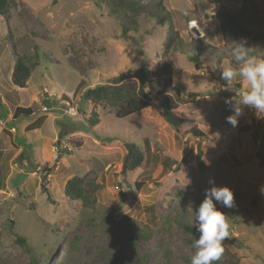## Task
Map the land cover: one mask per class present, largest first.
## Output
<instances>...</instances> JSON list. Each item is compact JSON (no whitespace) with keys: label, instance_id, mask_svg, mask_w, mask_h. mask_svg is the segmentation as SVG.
I'll return each mask as SVG.
<instances>
[{"label":"rangeland","instance_id":"374dc122","mask_svg":"<svg viewBox=\"0 0 264 264\" xmlns=\"http://www.w3.org/2000/svg\"><path fill=\"white\" fill-rule=\"evenodd\" d=\"M12 1L0 14V264H191L196 238L176 220L195 227L194 211L212 187L210 179L234 194L233 207L218 206L230 229L214 264H264V112L241 106L243 115L230 125L224 99L236 96L244 82L237 77L229 87L221 79L225 67L237 70L228 55L239 40L224 37L216 14L222 4L233 8L242 0H164L184 43L202 49L200 68L181 50L165 54V26L143 15L123 36L106 5L95 0ZM244 3L264 11V0ZM33 54L37 64L26 87L12 85L16 57ZM163 59L174 66L183 97L194 93L175 112L192 118L207 140L189 132L176 137L160 114L159 82L147 85L149 106L124 118L81 99L86 87L140 62L154 70ZM9 94L35 112L12 120ZM42 115L34 129L31 123ZM145 140L152 152L122 174L124 143L144 149ZM198 142L202 172L195 160ZM164 158L172 162L169 168ZM73 175L83 189L76 202L63 194ZM15 233L25 236L33 260Z\"/></svg>","mask_w":264,"mask_h":264},{"label":"trees","instance_id":"16d2710c","mask_svg":"<svg viewBox=\"0 0 264 264\" xmlns=\"http://www.w3.org/2000/svg\"><path fill=\"white\" fill-rule=\"evenodd\" d=\"M98 5L102 3L106 5L109 13L117 20V23L122 28V35L127 36L129 30H136L138 25V17L145 16L148 20L156 25L165 26L166 34L163 41V50L165 54H170L172 51L181 50L184 52L188 61L193 63L195 68H200L201 51L199 45H192L188 47L184 43L179 31L175 30L172 25V18L170 12L167 10L164 0H151L144 3L138 0H95ZM13 5L12 0H0V14L9 11ZM219 22V27L226 38L239 40L246 38L248 44L246 47L254 49L253 54L262 56L261 50L264 41V11L258 10L255 6L250 8L242 0L238 7H227L221 5L220 10L216 14ZM189 48V49H188ZM215 47H211L212 54H214ZM190 53V54H189ZM36 55L30 57L22 55L17 56L12 66L10 73V82L12 85L24 88L27 80L31 74L32 69L37 64ZM230 64L233 67L239 68L238 63L234 60L231 53L228 55ZM220 57L215 58V63L219 64ZM175 69L170 61L161 60L154 70H149L144 62H140L134 69H128L118 75L109 78L106 82L96 84L91 87H86L80 94L81 99L89 102L93 107L97 105H107L114 110L116 118H124L134 112H138L150 104V98L147 91V85L154 82L160 83L158 92V104L160 114L163 120L174 130L176 137H184L186 133H191L193 137L207 140L208 136L205 131L198 127L197 123L188 117L179 116L175 109L182 103L188 102V96L192 97L194 93H186V97L182 95V86H178L174 81ZM239 88V84H234ZM184 89V88H183ZM16 95V94H15ZM8 103L12 110V120L20 115L30 116L35 111L30 106H19L15 104L14 99L9 94L6 96ZM44 116H39L31 124L36 125V128L42 122ZM1 119V115H0ZM91 123H95V118H90ZM257 132H254V136ZM264 136V135H263ZM261 149H264V139L259 141ZM125 153L121 161L120 172L132 171L138 168L144 161L146 155L152 151L148 142L145 140L144 149H140L137 143L130 141L124 143ZM66 152V150L64 151ZM60 154L55 156L59 159ZM195 160L197 168L200 172L205 169V162L202 158V151L200 149V142L196 145ZM163 166L169 168L171 161L164 158ZM49 169L45 168V171ZM141 182H135L138 188ZM130 187V185H126ZM48 192L47 187L43 188ZM63 194L70 202H76L83 199V189L81 186V177L73 175L66 180L63 187ZM49 199V192H48ZM181 227L186 230L192 237L198 238L199 233L196 227L186 224L179 218L176 220ZM16 234L15 241L24 249L33 260L34 255L31 248L26 243L24 235ZM224 242L223 248H224Z\"/></svg>","mask_w":264,"mask_h":264},{"label":"clouds","instance_id":"9594fccd","mask_svg":"<svg viewBox=\"0 0 264 264\" xmlns=\"http://www.w3.org/2000/svg\"><path fill=\"white\" fill-rule=\"evenodd\" d=\"M246 38H240L235 47L231 49V55L238 63V71L232 67H225L221 79L231 82L239 77L244 86L237 95L225 98L224 103L230 106L232 114L226 117V121L235 127L238 118L243 115L246 106L257 112H264V56L253 54L252 47H246ZM212 187L205 189L204 199L195 208L194 221L199 237L194 239L192 247L196 249L191 258V264H214L224 251L223 241L229 236V217L219 210V207L231 208L234 206L233 191L227 186L217 187L214 180L210 179ZM260 192L264 195V186ZM190 210L193 212L191 205Z\"/></svg>","mask_w":264,"mask_h":264},{"label":"crops","instance_id":"0c3cea01","mask_svg":"<svg viewBox=\"0 0 264 264\" xmlns=\"http://www.w3.org/2000/svg\"><path fill=\"white\" fill-rule=\"evenodd\" d=\"M12 119V118H11ZM35 129V128H34Z\"/></svg>","mask_w":264,"mask_h":264}]
</instances>
